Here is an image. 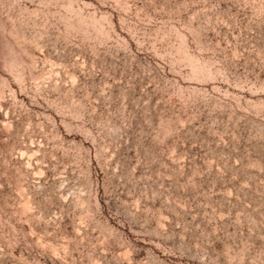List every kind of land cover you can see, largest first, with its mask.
<instances>
[{"label": "rangeland", "instance_id": "374dc122", "mask_svg": "<svg viewBox=\"0 0 264 264\" xmlns=\"http://www.w3.org/2000/svg\"><path fill=\"white\" fill-rule=\"evenodd\" d=\"M0 264H264V0H0Z\"/></svg>", "mask_w": 264, "mask_h": 264}]
</instances>
